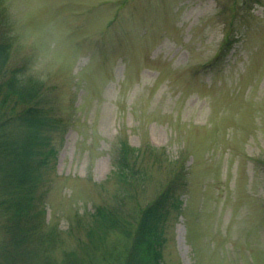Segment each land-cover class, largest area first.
Returning a JSON list of instances; mask_svg holds the SVG:
<instances>
[{
  "label": "rangeland",
  "instance_id": "1",
  "mask_svg": "<svg viewBox=\"0 0 264 264\" xmlns=\"http://www.w3.org/2000/svg\"><path fill=\"white\" fill-rule=\"evenodd\" d=\"M3 2L10 66L43 81L67 117L45 198V228L61 232L56 261L89 259L78 220L117 192L126 136L185 167L166 264H264V0ZM227 34L235 44L216 62ZM150 174L143 201L167 177Z\"/></svg>",
  "mask_w": 264,
  "mask_h": 264
},
{
  "label": "trees",
  "instance_id": "2",
  "mask_svg": "<svg viewBox=\"0 0 264 264\" xmlns=\"http://www.w3.org/2000/svg\"><path fill=\"white\" fill-rule=\"evenodd\" d=\"M3 3L0 0V264H166L170 222L183 213L185 167L172 163L164 149L152 144L134 147L126 136L118 138L113 157L117 192L78 220L86 227L89 259L73 252L64 253L62 263L53 257L60 231L45 228V198L67 117L57 111L43 81L25 66H10L13 22ZM235 41L226 35L216 62ZM259 164L264 168V156ZM153 168L165 170L167 177L155 195L143 201Z\"/></svg>",
  "mask_w": 264,
  "mask_h": 264
}]
</instances>
